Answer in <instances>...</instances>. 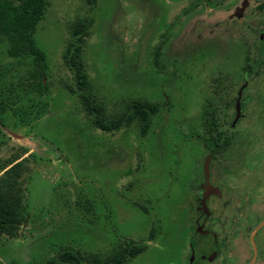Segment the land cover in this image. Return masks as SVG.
<instances>
[{"label": "rangeland", "instance_id": "374dc122", "mask_svg": "<svg viewBox=\"0 0 264 264\" xmlns=\"http://www.w3.org/2000/svg\"><path fill=\"white\" fill-rule=\"evenodd\" d=\"M192 1L47 0L34 32L46 61L42 94L31 76L34 61L8 56L0 37V99L7 107L0 168L26 166L28 212L13 236L0 238V264H45L63 248L78 250L87 264H104L128 243L146 248L123 264H187L193 250H211V236L193 234L205 158L201 114L209 102L217 103L224 130L247 136L235 143L239 158L223 156L212 166L222 195L209 198L204 224L216 233L218 255L191 264H264V61L255 60L264 0H247L240 18L233 12L243 0L183 13ZM82 18L84 91L109 120L132 99L158 103L144 136L135 122L108 132L86 114L64 59L71 27ZM245 63L253 69L237 111ZM223 78L225 104L215 87Z\"/></svg>", "mask_w": 264, "mask_h": 264}, {"label": "trees", "instance_id": "16d2710c", "mask_svg": "<svg viewBox=\"0 0 264 264\" xmlns=\"http://www.w3.org/2000/svg\"><path fill=\"white\" fill-rule=\"evenodd\" d=\"M212 6L221 4V0H193L183 9L187 13L198 5ZM47 0H0V37L5 36L8 42L6 52L12 58H22L29 56L35 64L31 71V76L37 84L39 93H44L46 84L43 83L45 76L46 61L42 49L36 44L34 32L37 24L42 19ZM263 4H259V13ZM264 16V14L262 15ZM86 18L77 20L71 27L73 40L67 44L64 52V59L74 75L75 87L81 93L83 106L86 114L92 119L94 126L104 131H116L123 126H129L131 123H137L139 132L142 136L148 131L152 117L158 113L160 107L156 102H150L142 99H132L128 101L123 110L110 120L105 117V107L97 101L94 94L84 91L88 86L87 74L81 62V41L87 34ZM161 45H158L154 51L155 60L159 56ZM256 62L264 61V41L261 36H257V45L255 50ZM246 62V61H245ZM247 66V63H245ZM248 70V69H247ZM216 93L223 103L228 94V88L225 87L226 79H216ZM237 89L234 95L237 96ZM220 102V101H219ZM217 104V103H216ZM216 104L205 103L203 107L201 120L204 128L202 141L205 144V156H211L212 165L223 156L239 158L243 153L235 146L239 138L244 140L247 134L241 131L228 132L223 129L216 115ZM225 104V103H224ZM6 103L0 99V121L1 114L6 112ZM204 156V157H205ZM204 159V158H203ZM26 166L20 161H12L9 166L0 168V238L3 235L13 236L28 218L23 203V185L22 173ZM212 173V172H211ZM199 183L203 188L204 176L203 170L200 175ZM199 195H196L194 199ZM90 205L89 202H87ZM156 234V228L150 230L149 238L153 239ZM194 236L198 237L197 231ZM146 244L131 243L120 248L104 264H123L128 257H135L143 252ZM67 262L69 264H87L84 256L76 249L63 248L60 252L50 257L45 264H59Z\"/></svg>", "mask_w": 264, "mask_h": 264}, {"label": "flooded vegetation", "instance_id": "af4514ba", "mask_svg": "<svg viewBox=\"0 0 264 264\" xmlns=\"http://www.w3.org/2000/svg\"><path fill=\"white\" fill-rule=\"evenodd\" d=\"M244 2V0H243ZM242 2V4H243ZM241 4V5H242ZM246 4H247V1H246ZM241 7V6H240ZM238 7V8H240ZM244 8V7H243ZM237 9V8H236ZM236 11V10H235ZM234 11V12H235ZM243 9L240 11L239 13V16H237L234 12V17L235 18H240L241 16V13H242ZM248 68V70H247ZM252 67L251 65H248L247 66H243V71L245 70V73H244V77L242 78V83L239 84L237 86V91L239 90V88L241 86H243L242 90H241V96H240V99H239V104L241 102V100L243 99L244 97V92L246 90V87H247V84H248V81L250 79V75H251V71H252ZM246 75V76H245ZM217 81V80H216ZM237 97L236 96V101H237ZM236 103V102H235ZM211 165H212V160H210V165H209V181L211 183V185H213L214 187H217L219 192H220V195H216V194H211L208 196V198L206 199V207H207V211H208V214L203 210L202 206H201V198H202V195H203V192H204V189L201 187V183H200V190H201V193L198 194L199 196L196 198V217H195V223H196V228L194 231H197L199 236L198 237H207V236H211L213 239H214V246L211 250H208L206 252H204L202 249L200 250H193L192 251V254L190 256H192V261H197V260H206V261H210V260H213L214 257H216L218 255V252H219V242L217 241V238H216V233L212 232L211 230L205 228V219L207 218V216H210V213H211V210L209 208V205H208V200L210 197H217V198H220L221 195H222V190L221 188L214 184L213 181H212V170H211ZM224 170H226V168L224 167ZM204 176V175H203ZM202 227V229H201ZM258 227V226H257ZM256 227V228H257ZM256 228L254 229V231L256 230ZM259 229V228H258ZM257 229V230H258ZM257 230L254 232V235L257 233ZM194 233V232H193ZM217 242V243H216Z\"/></svg>", "mask_w": 264, "mask_h": 264}, {"label": "water", "instance_id": "95a60500", "mask_svg": "<svg viewBox=\"0 0 264 264\" xmlns=\"http://www.w3.org/2000/svg\"><path fill=\"white\" fill-rule=\"evenodd\" d=\"M246 1L247 0H244L243 4L241 5L240 8H237L236 11L234 12L237 16H239V13L240 11L243 9V7L246 5ZM246 76V75H245ZM43 83H44V80H43ZM243 86H241L237 92V101H236V108H237V111L239 110V99H240V96H241V90H242ZM210 160H211V156L209 154H207L204 158V162H203V165H202V170H203V175H204V183H203V189H204V192H203V195H202V198H201V206L203 208V210L208 214V211H207V207H206V199L208 198L209 195L211 194H216V195H220V192L218 190L217 187H214L213 185H211L210 181H209V165H210ZM261 224L258 225V227L256 228V230L259 228ZM255 230V231H256ZM191 259H192V256L190 258V260L188 261L187 264H191Z\"/></svg>", "mask_w": 264, "mask_h": 264}]
</instances>
